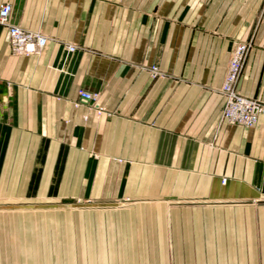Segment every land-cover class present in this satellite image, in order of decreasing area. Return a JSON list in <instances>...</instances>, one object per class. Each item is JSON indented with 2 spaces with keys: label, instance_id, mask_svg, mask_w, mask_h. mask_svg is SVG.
Listing matches in <instances>:
<instances>
[{
  "label": "crops",
  "instance_id": "obj_1",
  "mask_svg": "<svg viewBox=\"0 0 264 264\" xmlns=\"http://www.w3.org/2000/svg\"><path fill=\"white\" fill-rule=\"evenodd\" d=\"M3 2L49 41L15 54L0 24V187L154 205V248L107 250L123 264H264V114L223 122L220 93L233 44L250 41L238 90L264 101V0ZM116 170L137 178L96 176Z\"/></svg>",
  "mask_w": 264,
  "mask_h": 264
},
{
  "label": "rangeland",
  "instance_id": "obj_2",
  "mask_svg": "<svg viewBox=\"0 0 264 264\" xmlns=\"http://www.w3.org/2000/svg\"><path fill=\"white\" fill-rule=\"evenodd\" d=\"M242 43L248 45V50L244 55L236 85L239 93L241 92L238 90V82L252 46L250 41H238L233 44L225 72L226 75L233 49ZM149 70L153 76L160 75L155 65ZM223 81L220 93L224 98ZM92 93L97 95L95 101L98 100L99 94ZM255 98L264 103L262 99ZM224 105L225 98L223 108ZM223 108L221 121L226 122L222 116ZM118 163H121V168L124 167L122 159H119ZM134 174L116 170L99 172L96 176L101 180L113 181L127 179V175L137 178ZM140 174L149 180H154L156 175L155 172ZM225 180L224 178L223 181ZM22 192L24 189L18 187H0V264H123L125 252L107 251L109 247L118 248L124 243L141 244L148 249L155 247L154 205L141 204L143 208L139 209L136 201L129 198L85 201L72 193L68 196L40 194L32 197ZM142 232L145 235L137 234ZM154 254V251H132L127 252V257L131 255L132 260H138L137 257H154ZM130 264L141 263L133 261Z\"/></svg>",
  "mask_w": 264,
  "mask_h": 264
},
{
  "label": "built area",
  "instance_id": "obj_3",
  "mask_svg": "<svg viewBox=\"0 0 264 264\" xmlns=\"http://www.w3.org/2000/svg\"><path fill=\"white\" fill-rule=\"evenodd\" d=\"M11 11V3L4 2L0 5V24L7 28L11 51L22 55L40 53L47 45L49 37L41 31L29 30L12 23L10 20ZM68 48L69 50H74L75 46L68 45ZM233 50L234 53L222 85V93L225 98L222 116L229 123L254 126L258 122L260 114L264 113V103L255 97L244 96L236 89L248 45L242 43ZM79 94L93 102L97 98L96 94L84 89H80Z\"/></svg>",
  "mask_w": 264,
  "mask_h": 264
}]
</instances>
